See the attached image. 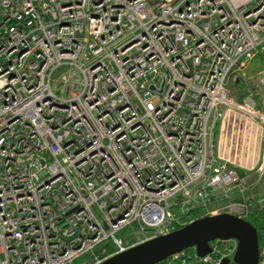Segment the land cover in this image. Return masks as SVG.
Instances as JSON below:
<instances>
[{
	"label": "built area",
	"instance_id": "1",
	"mask_svg": "<svg viewBox=\"0 0 264 264\" xmlns=\"http://www.w3.org/2000/svg\"><path fill=\"white\" fill-rule=\"evenodd\" d=\"M262 52L264 0H0V264H101L264 213V110L230 91ZM211 248L165 264L237 242Z\"/></svg>",
	"mask_w": 264,
	"mask_h": 264
},
{
	"label": "water",
	"instance_id": "2",
	"mask_svg": "<svg viewBox=\"0 0 264 264\" xmlns=\"http://www.w3.org/2000/svg\"><path fill=\"white\" fill-rule=\"evenodd\" d=\"M235 240L237 249L232 259L221 264H258L260 243L257 229L234 215L220 214L194 220L167 235L133 247L101 264H160L173 255L195 248L198 257L211 253V242Z\"/></svg>",
	"mask_w": 264,
	"mask_h": 264
},
{
	"label": "trees",
	"instance_id": "3",
	"mask_svg": "<svg viewBox=\"0 0 264 264\" xmlns=\"http://www.w3.org/2000/svg\"><path fill=\"white\" fill-rule=\"evenodd\" d=\"M230 91L234 98H236L238 101H241L244 99L248 94L250 93V87L249 84L244 79H236L235 81L231 82L230 85ZM252 202V205H254V202ZM249 222L257 229L258 237H259V243L261 244L263 235H264V213L263 211L255 210V212L252 214ZM187 252L192 253V249H188ZM167 261L161 263L165 264Z\"/></svg>",
	"mask_w": 264,
	"mask_h": 264
},
{
	"label": "crops",
	"instance_id": "4",
	"mask_svg": "<svg viewBox=\"0 0 264 264\" xmlns=\"http://www.w3.org/2000/svg\"><path fill=\"white\" fill-rule=\"evenodd\" d=\"M249 76L250 79H248V84L249 87L250 85L254 84L255 81L254 79H259L260 81L263 80L264 74H262V71L264 69V52L260 53L258 56H256L249 64ZM253 87V93L255 94V97L258 101L259 107L260 109L264 110V98H263V94L262 92H264V88L262 89L263 91H261V94H257L255 92V87L252 85ZM261 88V87H260Z\"/></svg>",
	"mask_w": 264,
	"mask_h": 264
},
{
	"label": "rangeland",
	"instance_id": "5",
	"mask_svg": "<svg viewBox=\"0 0 264 264\" xmlns=\"http://www.w3.org/2000/svg\"><path fill=\"white\" fill-rule=\"evenodd\" d=\"M259 1V0H258ZM61 78H62V74L61 73H59V74H56L55 76H54V79H53V81H52V84H53V86H56V84H57V81L58 80H61ZM263 79H264V77H263ZM254 81H255V83L254 84H252L256 89H255V92L257 93V94H261V91H263L262 89L264 88V82H263V80H259V79H254ZM252 85H250V90H254L253 89V87H252ZM261 87V88H260ZM56 93L59 95V96H62V93H61V91H60V89H58V90H56ZM262 93H264V92H262ZM263 98H264V94H263ZM239 173L241 174V175H244V172L243 171H239ZM263 187V189H264V184L262 185ZM252 192V191H251ZM252 195V194H251Z\"/></svg>",
	"mask_w": 264,
	"mask_h": 264
}]
</instances>
